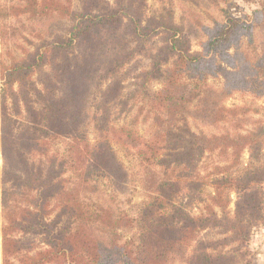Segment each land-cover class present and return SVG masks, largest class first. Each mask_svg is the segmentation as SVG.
I'll return each mask as SVG.
<instances>
[{"label":"trees","instance_id":"16d2710c","mask_svg":"<svg viewBox=\"0 0 264 264\" xmlns=\"http://www.w3.org/2000/svg\"><path fill=\"white\" fill-rule=\"evenodd\" d=\"M147 6V0H81L80 9L74 0L0 6L2 21L23 15L72 21L67 34L41 38L19 56L1 54L2 264H164L192 244L188 264H236L237 254L225 249L237 243L239 250L264 222V164H256L264 155V106L225 103L233 90L264 96V51L243 73L218 65L235 67L230 49L264 28V9L251 21L229 17L206 27L202 51H193L172 10L146 18ZM138 55L150 62L134 83L153 116L149 137L112 120L113 106L125 103L121 71ZM221 73L224 88L210 86L208 78ZM153 81L162 86L150 91ZM92 107L94 139L87 127ZM250 111L261 116L244 131ZM190 118L227 127L197 133ZM57 139L67 140L65 153L53 151ZM115 144L134 149L141 167L147 199L137 217L89 201L98 179L120 185L127 177ZM246 151L250 163L240 169ZM214 152L221 162L201 174L199 161ZM125 228L138 231L125 237ZM204 231L220 236L196 239ZM27 236H41L46 247L28 249Z\"/></svg>","mask_w":264,"mask_h":264},{"label":"rangeland","instance_id":"374dc122","mask_svg":"<svg viewBox=\"0 0 264 264\" xmlns=\"http://www.w3.org/2000/svg\"><path fill=\"white\" fill-rule=\"evenodd\" d=\"M13 0H0V6L3 4H9ZM146 18L151 16L159 17L161 14L166 13L168 10H172L175 21L177 24L183 27L184 33L190 39V46L193 51H202V42L207 39L206 27H214L215 24L224 23L229 17H237L240 19H251L254 16V12L258 9H264V0H147ZM81 0H74V7L80 9ZM146 18L144 20L146 21ZM2 25L4 36L3 39L0 36V58L3 53L7 59L9 53L19 56L24 49H31L33 43H37L41 38L51 37L55 34H67L72 26V21L67 18H61L57 15H52L45 18H30L26 15L19 17H8L3 21L0 18V35L2 34ZM159 39H154L151 44L158 42ZM264 51V28L256 27L254 30V37L252 40L244 37V40L240 47L231 48L230 52L233 54V63L235 67H231L227 64L226 60L218 62L221 68L225 69H238L243 73L242 66H246L247 63L255 59L258 55ZM10 60V59H9ZM219 61V60H218ZM149 59L144 55H138L134 60L129 62L122 69V93L121 100L125 103H121L123 107L118 106L112 114V120L116 125L129 124L137 128L140 134L149 137L152 134V113L149 110L147 101L141 94H134L135 92V76L149 66ZM37 81V76H34ZM225 76L221 73L217 77H209L208 83L214 88H224ZM40 87V83L37 82ZM162 86L160 81H153L149 84L150 91L159 89ZM1 89V78H0ZM225 103L229 106L245 105L247 104L252 109L264 106V96L256 97L252 92H245L239 90H233L225 96ZM93 107L88 112V133L91 139L96 137L94 123L91 122L93 113ZM121 109L120 114H116L117 110ZM261 116V113L250 111L247 115L246 126L244 131L251 129L254 126V122ZM191 129L197 133L212 134L222 132L226 129L227 125H205L193 118L189 119ZM1 122V120H0ZM67 148V140L57 139L53 143V151L65 153ZM115 148L121 161L123 163L127 177L120 183V185L113 184L108 179H98L95 191L92 190L88 193L90 202L92 204L103 203L104 205L112 206L113 208H121L127 211L132 217H137L140 213L139 206L146 200V193L141 186V167L134 153V149L131 153L124 147L115 144ZM221 162L220 156L217 152L208 153L198 163L199 171L201 174H205L211 171L213 165L217 162ZM3 156L0 145V178L3 167ZM250 163L248 151L244 152L241 158L240 169L245 168ZM257 165L264 164V155L261 160L256 162ZM264 187V183L261 185ZM207 191H211L212 187L208 186ZM235 206V195H233V202L231 204L232 209ZM194 211L199 212V207H196ZM2 207H1V181H0V264H2V237H1V225H2ZM155 219L154 215H149L146 218V222L153 223ZM135 229L125 228L121 233L125 237L133 235ZM214 231H204L197 234L196 239H210L213 237H219ZM31 243H34V250L45 248L41 236H27L26 247L29 249ZM195 244L189 245L185 254L181 256V253L172 254L170 258L164 264H188L187 259L193 250ZM239 244H232L225 249L226 252H234L237 254L236 264H264V222L253 226L249 240L242 245L239 250H236ZM241 246V245H240ZM234 250V251H233ZM54 264V263H48Z\"/></svg>","mask_w":264,"mask_h":264}]
</instances>
